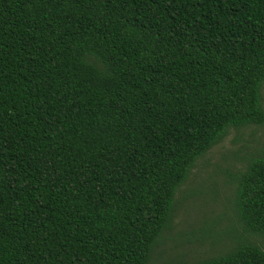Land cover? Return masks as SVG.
<instances>
[{
  "label": "trees",
  "instance_id": "obj_1",
  "mask_svg": "<svg viewBox=\"0 0 264 264\" xmlns=\"http://www.w3.org/2000/svg\"><path fill=\"white\" fill-rule=\"evenodd\" d=\"M264 0H0V264H148L178 191L264 126ZM227 242L264 264V143Z\"/></svg>",
  "mask_w": 264,
  "mask_h": 264
},
{
  "label": "rangeland",
  "instance_id": "obj_2",
  "mask_svg": "<svg viewBox=\"0 0 264 264\" xmlns=\"http://www.w3.org/2000/svg\"><path fill=\"white\" fill-rule=\"evenodd\" d=\"M264 109V84L262 87ZM264 143V126L231 131L223 142L196 164L188 181L176 195L170 228L163 232L148 264L172 259L195 261L220 253L211 249L212 237L227 242L235 234L231 227L233 175ZM264 248L261 238L253 239Z\"/></svg>",
  "mask_w": 264,
  "mask_h": 264
}]
</instances>
